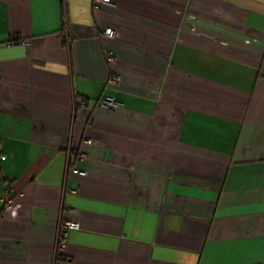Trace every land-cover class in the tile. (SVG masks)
Returning a JSON list of instances; mask_svg holds the SVG:
<instances>
[{"label": "crops", "instance_id": "0c3cea01", "mask_svg": "<svg viewBox=\"0 0 264 264\" xmlns=\"http://www.w3.org/2000/svg\"><path fill=\"white\" fill-rule=\"evenodd\" d=\"M0 264H264V0H0Z\"/></svg>", "mask_w": 264, "mask_h": 264}, {"label": "built area", "instance_id": "2783aa9c", "mask_svg": "<svg viewBox=\"0 0 264 264\" xmlns=\"http://www.w3.org/2000/svg\"><path fill=\"white\" fill-rule=\"evenodd\" d=\"M110 3H111V0H94V7L99 8L101 5H108ZM105 35L108 37H113V35H114L113 30L112 29L105 30ZM106 61L109 65L114 64V61H115L114 55L112 53H108L106 55ZM121 82H122L121 77L119 75L113 73L110 76V79L108 81V85L118 87V86H120ZM80 105L82 107H85V106H87V102L81 101ZM97 106H99L100 108L105 109V110L116 111L119 109L120 104H119V102H117L115 100V98L105 94L97 102ZM91 143L92 142L90 140L86 141V144H91ZM77 158L79 160H83L85 158V155L79 153V154H77ZM76 172L79 173L80 175H85L83 172H80V171H76ZM12 200H13V198L11 197L10 190L6 189L4 192V197H3L5 209L10 208V206L12 204ZM78 229H79L78 224L72 223V222L71 223H62L60 225L58 243H57V247L59 250H63L67 247L70 233L72 231L78 230Z\"/></svg>", "mask_w": 264, "mask_h": 264}, {"label": "trees", "instance_id": "16d2710c", "mask_svg": "<svg viewBox=\"0 0 264 264\" xmlns=\"http://www.w3.org/2000/svg\"><path fill=\"white\" fill-rule=\"evenodd\" d=\"M64 16H65V14H64ZM66 18V17H65Z\"/></svg>", "mask_w": 264, "mask_h": 264}]
</instances>
